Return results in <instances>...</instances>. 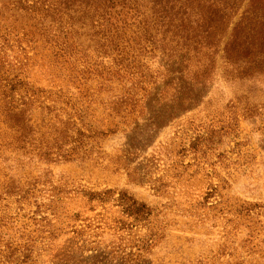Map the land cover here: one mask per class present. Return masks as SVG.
I'll list each match as a JSON object with an SVG mask.
<instances>
[{
	"label": "rangeland",
	"instance_id": "rangeland-1",
	"mask_svg": "<svg viewBox=\"0 0 264 264\" xmlns=\"http://www.w3.org/2000/svg\"><path fill=\"white\" fill-rule=\"evenodd\" d=\"M212 1L230 16L227 27L211 36V49L190 53L182 79L179 59L168 60L181 52L172 33L149 20L157 53L135 44L130 53L144 75L135 82L154 96L145 108L137 94L121 125L109 105L129 83L116 77L105 92L94 79L80 93L69 65L59 67L41 42L35 56L23 42L26 53L1 57L17 59L46 94L27 127H11L0 85V264H264V11L253 13L250 0ZM140 9L153 13L149 2ZM10 14L1 33L27 21L14 24ZM88 40L81 36L80 48L91 58L96 43ZM243 42L253 43L251 62L242 50L224 51ZM60 88L65 96L55 100ZM80 108L86 126L74 118ZM70 145L69 158L45 155L47 146Z\"/></svg>",
	"mask_w": 264,
	"mask_h": 264
},
{
	"label": "trees",
	"instance_id": "trees-1",
	"mask_svg": "<svg viewBox=\"0 0 264 264\" xmlns=\"http://www.w3.org/2000/svg\"><path fill=\"white\" fill-rule=\"evenodd\" d=\"M145 2L153 5L151 15H147L140 9L141 3ZM235 4L229 9H236ZM250 6L255 9L253 13L259 10L262 12L264 11V0H250ZM7 12H11L9 17H14V24L18 22L19 18L27 19L18 28L6 25V29L2 33L0 32V85L2 84L5 90L3 93L6 106L5 117L11 127L22 126V129L27 127L30 122L26 116L39 102V94H46V91L32 88L24 76V66L21 67L15 63L17 59L9 64H5L1 60L2 56L7 58L10 56L14 60L16 56L19 57V54L26 53V50L21 48L23 42L30 51L34 52L33 56L38 52L36 44L41 42L59 67L69 65L70 73L74 74L70 80L73 84H77L80 93H83L88 83L94 79H100V91L105 92L109 90L116 77L126 84L129 83L126 95L116 98L109 105L110 115L119 119L116 125H121L120 121H124L133 114L140 104L141 100L137 94L143 93L144 95L145 102L142 107L147 106L148 101L151 102L148 99L154 96H151L152 91L145 94L147 89L143 86V81L135 82L136 78L142 79L144 75L141 74V71L134 69L136 61L130 53L134 44L138 46L139 50L152 53L153 56L157 53L155 44L158 33H151L148 26L149 20L156 23L154 26H160L162 29L165 26L166 32L172 33L174 38L172 42H175V48L181 52L168 55V60L171 62L174 59H179L177 60L179 62L177 66L180 68L178 74L182 79L187 71L186 65L190 62V53L196 54L202 49H211L212 44H209L212 41L211 36L214 37L220 32V25L225 26L223 27L225 29L227 27L226 20L230 17L222 4L212 0H0V24ZM28 21L30 24L27 30ZM134 27L138 30L134 31ZM18 29L19 31H17ZM139 32L141 33L137 35ZM86 34L89 35L88 41L96 43L95 49L92 51L94 60L93 57H89L90 53L88 55L80 48L82 47L81 36ZM10 41L16 44L17 49H14V43ZM222 41L220 39L219 43ZM238 46L231 51L228 49L230 53L227 52L226 47L224 51L229 55L242 50L244 54L241 60L248 59L251 62L250 58L254 53H250V50L253 48V43L247 45L246 42H243ZM262 50L263 48L261 50L259 48L256 53L261 56ZM5 52L10 55L4 54ZM159 53L161 56L164 55V51ZM227 55L226 57H228ZM260 63H264V58ZM138 68L140 69V67ZM200 78L196 76V80H200ZM155 83L153 82V84ZM177 88L180 92L183 91L182 87ZM50 94H54L53 91H50ZM55 95H58L55 100L65 96L61 88ZM42 103L39 106L42 111H57L54 104L51 106ZM65 105L69 106V103L66 101ZM72 110H74L73 107ZM82 111L83 109L80 108L78 112H75L76 117L74 118L80 121L81 126H86L83 123ZM245 113L247 115L249 111ZM71 120H74L73 117ZM72 123L73 126L76 125V122ZM88 131L90 132V129ZM77 134L79 138L90 139L83 132H77ZM56 140L58 141L55 144L63 139ZM73 142L78 143L77 139ZM73 145H70L72 147L65 151L64 148L57 147L58 152L47 146L48 151L45 152V155L47 158L55 160L69 158L77 149ZM61 151L64 153L61 154Z\"/></svg>",
	"mask_w": 264,
	"mask_h": 264
}]
</instances>
